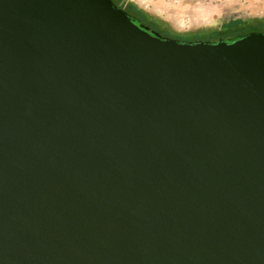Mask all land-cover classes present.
<instances>
[{
  "label": "water",
  "instance_id": "obj_1",
  "mask_svg": "<svg viewBox=\"0 0 264 264\" xmlns=\"http://www.w3.org/2000/svg\"><path fill=\"white\" fill-rule=\"evenodd\" d=\"M0 264H264V33L0 0Z\"/></svg>",
  "mask_w": 264,
  "mask_h": 264
},
{
  "label": "rangeland",
  "instance_id": "obj_2",
  "mask_svg": "<svg viewBox=\"0 0 264 264\" xmlns=\"http://www.w3.org/2000/svg\"><path fill=\"white\" fill-rule=\"evenodd\" d=\"M178 33L219 28L237 18H264V0H124Z\"/></svg>",
  "mask_w": 264,
  "mask_h": 264
},
{
  "label": "trees",
  "instance_id": "obj_3",
  "mask_svg": "<svg viewBox=\"0 0 264 264\" xmlns=\"http://www.w3.org/2000/svg\"><path fill=\"white\" fill-rule=\"evenodd\" d=\"M122 8L128 16L133 17L162 36L171 37L181 41H205L215 43L219 40H234L251 32L264 33V18L233 19L225 22L219 28L198 30L196 32L178 33L173 31L165 22L146 13L132 2L112 0Z\"/></svg>",
  "mask_w": 264,
  "mask_h": 264
},
{
  "label": "flooded vegetation",
  "instance_id": "obj_4",
  "mask_svg": "<svg viewBox=\"0 0 264 264\" xmlns=\"http://www.w3.org/2000/svg\"><path fill=\"white\" fill-rule=\"evenodd\" d=\"M113 2V1H112ZM114 3V2H113ZM116 5V4H115ZM117 6V5H116ZM130 17V16H129ZM130 19L133 21V22H139V21H136L133 17H130ZM139 23H141V22H139ZM143 24V23H142ZM145 25V24H144ZM146 26V25H145ZM146 27H148V26H146ZM149 28V27H148ZM150 29V28H149ZM150 30H152V29H150ZM154 31V30H153ZM226 41V40H225ZM230 41V40H229Z\"/></svg>",
  "mask_w": 264,
  "mask_h": 264
}]
</instances>
